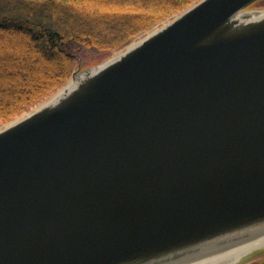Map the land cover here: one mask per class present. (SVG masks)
Wrapping results in <instances>:
<instances>
[{
    "label": "water",
    "instance_id": "95a60500",
    "mask_svg": "<svg viewBox=\"0 0 264 264\" xmlns=\"http://www.w3.org/2000/svg\"><path fill=\"white\" fill-rule=\"evenodd\" d=\"M256 1L197 0L0 126V264H203L264 238Z\"/></svg>",
    "mask_w": 264,
    "mask_h": 264
},
{
    "label": "trees",
    "instance_id": "16d2710c",
    "mask_svg": "<svg viewBox=\"0 0 264 264\" xmlns=\"http://www.w3.org/2000/svg\"><path fill=\"white\" fill-rule=\"evenodd\" d=\"M195 1L0 0V126L63 86L83 50L107 57Z\"/></svg>",
    "mask_w": 264,
    "mask_h": 264
},
{
    "label": "rangeland",
    "instance_id": "374dc122",
    "mask_svg": "<svg viewBox=\"0 0 264 264\" xmlns=\"http://www.w3.org/2000/svg\"><path fill=\"white\" fill-rule=\"evenodd\" d=\"M197 1V0H196ZM251 8H262V7H251ZM182 11V10H181ZM180 12V11H179ZM178 12V13H179ZM178 13H176V14H178ZM176 14H174V15H176ZM174 15H172L171 17H173ZM171 17H169V18H167V19H170ZM166 19V20H167ZM165 20V21H166ZM155 27H157V26H155ZM154 27H152L151 29H153ZM150 29V30H151ZM149 31V30H148ZM148 31H146V32H148ZM146 32H144V33H141V34H139L135 39H133L132 41H134V40H137L139 37H141L143 34H145ZM118 51H114V52H112L110 55H108L107 57H109V56H111V55H115L116 53H117ZM6 53H4V52H1V56H4ZM106 56H104V57H100L99 56V54L96 52V51H90V50H83L82 51V53H81V55H80V57L77 59V61H76V64H75V67H74V70H75V68L78 66V64H79V61H81V63H82V67H86V66H91V65H94V64H97V63H99V62H101L102 60H104V59H106L107 58ZM62 87V86H61ZM60 87V88H61ZM59 88V89H60ZM57 91V90H56ZM55 91V92H56ZM54 92V93H55ZM54 93H52L49 97H51ZM49 97H47L45 100H47ZM45 100H43L42 102H44ZM42 102H40V103H42ZM39 103V104H40ZM39 104H37V105H39ZM37 105H35V106H33V107H31L28 111H30L31 109H33L34 107H36ZM24 113H26V112H23L22 114H24ZM21 114V115H22ZM17 118V117H16ZM15 119V118H14ZM2 126V125H1Z\"/></svg>",
    "mask_w": 264,
    "mask_h": 264
},
{
    "label": "bare ground",
    "instance_id": "6f19581e",
    "mask_svg": "<svg viewBox=\"0 0 264 264\" xmlns=\"http://www.w3.org/2000/svg\"><path fill=\"white\" fill-rule=\"evenodd\" d=\"M263 245H264V238L260 239L259 241L253 242L247 246H244L242 248H238L236 250H233V251L227 253L226 255H224L218 259L207 261L203 264H231L233 261L238 259L244 253H247L248 251H250L254 248H257V247H261Z\"/></svg>",
    "mask_w": 264,
    "mask_h": 264
},
{
    "label": "flooded vegetation",
    "instance_id": "af4514ba",
    "mask_svg": "<svg viewBox=\"0 0 264 264\" xmlns=\"http://www.w3.org/2000/svg\"><path fill=\"white\" fill-rule=\"evenodd\" d=\"M249 264H264V256L255 260V261H252L251 263Z\"/></svg>",
    "mask_w": 264,
    "mask_h": 264
}]
</instances>
